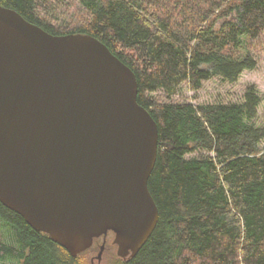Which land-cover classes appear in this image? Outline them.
Returning <instances> with one entry per match:
<instances>
[{"label": "trees", "instance_id": "trees-1", "mask_svg": "<svg viewBox=\"0 0 264 264\" xmlns=\"http://www.w3.org/2000/svg\"><path fill=\"white\" fill-rule=\"evenodd\" d=\"M63 2L75 10L54 24ZM0 4L49 33L98 38L134 72L137 102L157 123L147 186L158 221L135 255H117L109 264H264V124L255 122L262 100L257 89L248 85L241 102L229 103L153 96L175 95L182 84L197 91L213 76L232 83L253 70L251 47L264 31V0ZM101 244L94 238L71 256L0 202V264H100Z\"/></svg>", "mask_w": 264, "mask_h": 264}, {"label": "water", "instance_id": "water-1", "mask_svg": "<svg viewBox=\"0 0 264 264\" xmlns=\"http://www.w3.org/2000/svg\"><path fill=\"white\" fill-rule=\"evenodd\" d=\"M129 66L90 34L0 4V202L71 256L114 234L135 255L158 221L157 123Z\"/></svg>", "mask_w": 264, "mask_h": 264}, {"label": "rangeland", "instance_id": "rangeland-1", "mask_svg": "<svg viewBox=\"0 0 264 264\" xmlns=\"http://www.w3.org/2000/svg\"><path fill=\"white\" fill-rule=\"evenodd\" d=\"M65 1L72 2L75 0ZM70 6L65 5L64 2L59 3L60 8H57L58 19L53 21L54 24H60V22H64L66 18H69L75 10ZM251 48V52L256 59V67L253 70H244L235 82L230 83L220 76H213L211 79L204 81L202 87L197 91L191 90L185 84H182L175 95L167 97L164 93L157 92L153 93V96L157 95L161 100L186 101L193 104L241 102L246 87L254 85L262 97L255 122L258 125H262L264 124V31L254 40ZM260 145L264 147V141ZM113 239L114 234L112 232L106 235L105 249L102 253L100 264H109L117 258L116 244L113 243ZM101 242L102 238H99V244ZM96 254L97 251L88 253L86 255L87 261L89 262L90 258Z\"/></svg>", "mask_w": 264, "mask_h": 264}]
</instances>
